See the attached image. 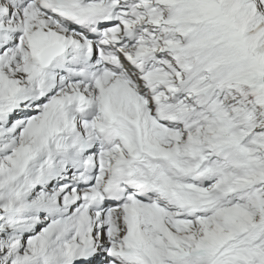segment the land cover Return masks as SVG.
<instances>
[{
    "label": "snow or ice",
    "instance_id": "6c2138e0",
    "mask_svg": "<svg viewBox=\"0 0 264 264\" xmlns=\"http://www.w3.org/2000/svg\"><path fill=\"white\" fill-rule=\"evenodd\" d=\"M0 264H264V0H0Z\"/></svg>",
    "mask_w": 264,
    "mask_h": 264
}]
</instances>
